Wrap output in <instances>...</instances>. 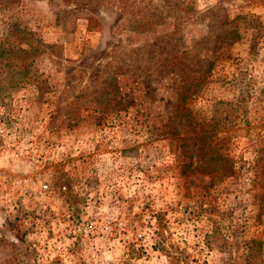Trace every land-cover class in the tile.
<instances>
[{
    "label": "rangeland",
    "instance_id": "1",
    "mask_svg": "<svg viewBox=\"0 0 264 264\" xmlns=\"http://www.w3.org/2000/svg\"><path fill=\"white\" fill-rule=\"evenodd\" d=\"M5 35L0 264H264V0H0Z\"/></svg>",
    "mask_w": 264,
    "mask_h": 264
},
{
    "label": "trees",
    "instance_id": "2",
    "mask_svg": "<svg viewBox=\"0 0 264 264\" xmlns=\"http://www.w3.org/2000/svg\"><path fill=\"white\" fill-rule=\"evenodd\" d=\"M13 42L6 35L0 37V81L7 82L8 86L11 87L28 83L30 79L33 80L34 74H30L29 67L36 51V47H32V45L21 47V45H16ZM181 96L179 104L184 101L185 94ZM181 110H185L184 105H181ZM260 151L258 150L257 153ZM198 154H201L196 155L201 164L198 165L199 167H194L191 172L197 169L200 174L207 175L209 179L217 176L228 177L235 175L231 162L229 163V159L224 156L219 148H214L208 143L207 148L205 150L199 149ZM258 167L261 196L264 197V164L261 163ZM263 201L264 198H262ZM156 243H159L157 239Z\"/></svg>",
    "mask_w": 264,
    "mask_h": 264
}]
</instances>
